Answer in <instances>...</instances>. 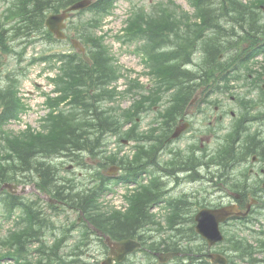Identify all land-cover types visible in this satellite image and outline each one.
<instances>
[{
  "label": "trees",
  "instance_id": "obj_1",
  "mask_svg": "<svg viewBox=\"0 0 264 264\" xmlns=\"http://www.w3.org/2000/svg\"><path fill=\"white\" fill-rule=\"evenodd\" d=\"M77 1L80 0H13L7 12L13 18L12 21L14 23L8 24L12 25V27L6 29L3 25H7V23L0 22V45L8 35L15 39L22 36L32 37L38 32L39 34L44 33L48 37H53L44 26L47 14L59 12ZM115 1L99 0L94 4L92 11H96L97 19L99 17L103 19L109 15ZM189 1L195 8L197 16L202 20L194 32L204 27L205 29H211L214 35H220L219 28L221 25H218L219 20L223 18L227 20V15H230L237 22L249 25L250 29L246 30V33L251 37L248 41L252 42V48L255 46L253 53L264 54V43H261L264 41V26L259 24V20L261 22L263 16L255 12L256 10H260L264 4L261 7H254L253 10H249L248 8L250 7L243 5L241 0ZM97 19L95 18L91 24L81 26L77 34V37L88 46L86 54L88 60H84L82 54L76 52L54 55L61 62L62 66L60 69L62 76L71 81V84L67 88L62 89L66 96L72 97L70 103L71 109H69L70 114L65 115L66 113L63 114L62 111L59 114H55L56 108L53 107L44 120L42 132L34 133L30 130L26 132L25 140L5 136V145L10 155H16V157H10L18 166H21L24 173L26 171L36 172L41 177L42 183L40 186H42V189L46 193L66 202L72 208L84 212L93 226L113 239H139L154 252H182L186 254V258L188 257L190 264H210L205 258V260L200 262V254L207 248V245L200 241L201 239L194 230V226L192 225L193 212L187 206L188 202L180 200L179 202L170 204L172 212L170 219L172 234L169 236L170 239L161 238L158 243L151 242V236L147 233L152 227L157 226V228L162 230L160 224L155 221V215L150 212L151 208L158 204L163 197L164 184L160 179H155L149 187H145L132 200L129 213L121 214L113 212L104 214L100 212L98 200L111 178L95 172L91 177L92 181L96 183L95 188L93 187L90 190L81 192L80 190H75L77 187L75 179L69 177L62 178L60 176V168L53 162L57 157H65L73 161L76 160L78 164L82 165L79 162L81 154L87 152L92 157H96L100 154L99 151L108 136L122 133L123 122L121 116L114 115L108 109L100 111L97 107L99 99H103L98 92L100 93L101 91L104 95L112 96L114 92L109 91L106 86L115 82L119 75L116 66L112 63L108 46L104 45L105 43L102 38L97 39L94 35L95 31L92 30L99 27ZM173 19L171 16H166L153 22L154 24H148L145 29H141V27L139 29L135 28V31L132 29L131 33L133 31L134 33L129 37L130 39H137L144 36L152 43H158L165 36L167 30L178 34V23L173 21ZM232 30H234V27ZM226 35V42L224 41L223 43L218 42L219 37H213L214 41L211 47L215 48L216 53L214 56L209 55L206 66L203 68V73L201 74L185 71L181 67L180 62L184 61L187 56L186 47L188 45H185V47L181 45V50L175 53H163L157 59L159 66L163 67L162 78L164 79V83L174 87V89H177L181 93L182 91L185 93L184 96L182 95L183 103L176 106L173 115L176 116L180 112V109L189 98V94L194 91L195 81H204L207 77H212L214 71H218L221 67V63L218 60L220 55L230 52L228 49L235 51L236 39L231 34ZM1 100L0 133L6 135L2 128L6 125L7 121L18 118L20 104L13 91L10 94H5V97H1ZM127 137L140 141L135 128L128 132ZM142 152L137 153L133 160L119 159L116 155L105 156L104 165L118 164L126 171V174L120 178L134 179L132 177L137 176L147 167L156 163L157 149L155 150L151 146L144 148ZM261 153L264 156V149L261 150ZM236 155L234 149L229 150L222 157L213 161L214 164L222 166L224 177H227L229 166ZM189 164H195V162L190 161ZM4 169L0 171V185L11 180L13 177L4 172ZM60 178L64 181L61 182ZM36 179H38L37 175L34 180ZM15 205H21L26 210L30 208L24 204ZM188 205L191 206L190 204ZM31 209L33 210L34 208L32 207ZM27 213L30 230L23 231L15 238L7 237L2 242L5 246H12L16 249L17 257L15 259L17 263L19 260H22V263L19 264H91L85 262V252L79 247L76 248V252H74L75 258L73 259L70 258L71 255L62 252L63 244L68 238L56 239L55 243L52 244L53 246H47V243L44 244L43 239L39 238V236L40 230L43 228L41 225L47 226V222L35 211L34 213L33 211H27ZM188 217L191 218L188 219ZM34 223L41 225L36 229ZM26 235L31 238H27ZM36 242H40V246L36 250L40 258L36 262L28 261L26 258L29 253L27 246L30 247V245H34ZM81 244L86 245V239H83ZM230 244L232 246L231 250L235 253L248 254L252 252L244 239H238L235 242H230ZM31 253L32 251L30 252V256ZM7 256L5 255L3 258ZM9 256L15 257L13 255Z\"/></svg>",
  "mask_w": 264,
  "mask_h": 264
},
{
  "label": "rangeland",
  "instance_id": "obj_2",
  "mask_svg": "<svg viewBox=\"0 0 264 264\" xmlns=\"http://www.w3.org/2000/svg\"><path fill=\"white\" fill-rule=\"evenodd\" d=\"M8 1L9 0H0V18H4L3 20L6 22L7 19L12 20V18L9 16L10 14L6 11L9 7L7 6ZM172 1H174L175 4H173ZM253 1L257 2L260 0H246L245 2L252 3ZM140 11L143 16H173V21L178 23V34L172 35L171 45H175L176 41H182L188 30L193 31L196 20L194 9L187 0H120L114 5L112 15L105 17L103 22H100L102 24H99L100 26L95 36L96 38L103 37L105 44L110 48L115 65L119 67L121 72V78L114 84V87L118 88V91H115L118 97L114 102L109 100L103 101L102 106L105 108H113L117 110L118 113L122 112V110L124 113L127 111L131 114L134 113L135 116L133 118L137 121L136 124L139 125V131L147 132L155 128L152 126V124L156 123L158 119V116L153 114L156 107L168 106L171 99L173 98V90L161 83L156 85L155 81L153 80V75H151V73L155 72V69H151L146 63V57L144 55V51L149 48L151 43H149L145 37H140L135 42H128V37L124 40H118L117 36L121 35L122 31L127 26H132V22L137 18L136 13L139 14ZM4 12L7 16H2ZM94 17L95 13L93 12H84L80 15V17H74L72 20L75 22V25H70L71 21L69 22L66 31L68 37L62 42H54L45 35L36 34L31 39L18 38L14 40L8 38L7 46L3 48L0 47V88L8 87L11 84V79H14L15 81L13 82L17 86L18 96L22 101V109L18 114V120L11 121L10 124L5 127L7 132L19 135L22 133V131L26 132L28 129L37 131L40 130L42 126V118L45 117L48 112L46 100L52 96H58L55 90H62L64 86L68 87L71 84V81L64 78V76L61 78L64 79L65 82L55 83V81H57L55 77L59 73V70L57 69L59 67V63L55 62V58L52 57H54V54L56 53L73 52L72 49L75 48L71 42V39H78V32L76 31L80 29L82 25L87 24L90 20H93ZM222 24L224 26L222 29L223 35L229 33L226 25H236L235 22L224 19H222ZM260 25L264 26V17L261 20ZM246 35V33L234 34V37L237 40L235 45L236 48L238 46H242L244 48L245 46L249 45L248 43L241 42V40ZM205 36L206 33L203 38L199 39V41H192V44H195V47L191 51V66H193L192 68L195 70H200V66L203 64V49L201 44L207 39ZM225 38H227V35H225ZM261 43H264V41ZM84 44L88 48L86 43ZM84 53H86V50ZM82 57L84 60H88L87 56ZM256 60L257 59H253L251 63L249 62V64L252 67L261 69L262 64L259 63V60ZM158 76H160L159 73ZM234 81L235 80H232L229 86H227L226 82H220L217 84L221 87L219 90H228L233 85L235 88L229 92V94L223 93L219 95H212V98L208 99L210 108H208L206 112L202 111L205 106L200 107V102L196 107L190 110L192 114L196 113L197 110L202 112L201 118L205 122L203 121L200 126L206 125L209 128L206 134H202L200 132L197 134L198 141L196 145V151L198 148L199 152L205 151L207 148L212 151L218 150L220 148V145L218 144L219 140L216 139V133H223L221 131L222 127L215 125V115L211 113L216 106H221L224 104L227 107H231V110L234 112L239 113V109L243 106V102L251 101L257 111H264V96L257 89L256 79L250 81L249 84H243L242 81ZM217 85H213V88ZM209 88L212 89V87ZM162 91L163 95L160 101L156 98V96L158 92ZM234 96L237 97V103H232L231 101L233 100ZM147 97H150L148 99H155V102L146 103V109L149 110L150 113L142 116V112L140 114L138 106L139 103H141L143 99H147ZM70 108L71 105L65 107L63 109V114H70ZM231 118V115H228L229 121H231ZM228 120H225L224 126L231 128L234 121L229 122ZM257 126L263 127L262 123H259ZM161 133L162 131L157 132V134ZM223 135L224 133L222 136ZM107 143V146L104 147L103 150H107L108 154L119 153L121 150H123L122 146L125 145H122L119 136L111 138L107 137ZM188 145L189 144H187L185 137L183 140H180L178 143L173 145V147L177 149H185ZM135 147L136 146H134V144H130V146H128V148ZM132 153L133 150L131 149L128 154ZM168 158L169 155L164 156L165 160ZM91 163L96 164L97 162L93 161ZM71 164L77 166L76 163L69 161L67 163V168ZM74 172L83 174L86 173L85 170L81 168L78 169V172L77 168H75ZM121 174H123V172L119 171L118 175ZM162 174L163 173H161V175ZM67 175V172L62 173V176ZM158 175H160V173ZM162 176H164L165 181L167 182L169 190L168 197L188 192L190 193L189 197L193 200L201 202L203 201V203H196L197 205L194 206L193 210L195 211V214L198 210L204 207L205 204L216 203L218 202V198L225 196V193L215 192V188H211V185L207 184L209 182L207 177H204V180L202 181L189 183L187 181L190 178L187 180L185 176H181L178 177L180 180H182L181 183L179 179L174 177L164 174ZM112 182L111 183L114 187L116 182ZM78 183L83 188L85 186L84 177H79ZM214 186H217V184L215 183ZM23 189L26 190L25 193H23ZM21 194L24 195L26 199H31V201L33 199L35 200L36 198H39V200L41 199L43 203V201L46 202L47 199V196L45 197V194L40 193L34 185H28V188L21 187ZM116 197L117 193L109 196V199L106 195L103 199V202L108 204L109 207H113L112 203H114L113 201H116ZM205 200L207 202H205ZM42 206V210L45 212L44 216H51L52 220L49 222L55 225L52 230L45 232L46 237L42 239L44 244L47 243V246H53L52 244L55 243L56 239L62 238L65 231L72 228V225L79 218V214L71 210H67V212L59 215V207L53 208L51 206ZM155 211L157 214L161 215V220L165 222V219L169 213L167 206L161 205V207H157ZM254 220L255 222L253 221L254 223H250L248 226H227L225 233L228 237H232V234H235L250 240L251 243H255L257 238H264L261 235V232H264V214L262 216H256ZM27 226H29L27 219L21 216V213L18 209L16 213H13L11 218H7L5 208L3 206L0 207V256L6 254L14 255L16 253L15 248L5 246L4 243H2L5 240L4 237L13 238L12 231L14 229L16 231H23V229H26ZM79 233V229L74 230L72 233L69 232V240L62 248V252L64 254L73 255L71 258L75 257L74 252L76 250V245L82 239ZM152 234L157 233L154 232ZM91 241L92 244L89 243L88 247L83 248V250L86 251L87 258L91 261H97L100 263L107 260L109 255L106 253V250L103 247L104 244L100 238H91ZM33 248H29L27 246V251L31 252ZM258 258L264 259V255H260ZM35 260L37 259H34V261ZM144 261L145 259H143V253H141L138 256H133L126 264H142ZM179 263L180 261L174 259L172 264Z\"/></svg>",
  "mask_w": 264,
  "mask_h": 264
},
{
  "label": "water",
  "instance_id": "obj_3",
  "mask_svg": "<svg viewBox=\"0 0 264 264\" xmlns=\"http://www.w3.org/2000/svg\"><path fill=\"white\" fill-rule=\"evenodd\" d=\"M90 3V1H82L69 8L66 12H64V14L51 16L47 22L51 31L57 33L59 38H63L61 28L65 27L63 21L69 17L68 12L84 9L88 7ZM176 136L177 134L175 135V137ZM235 215H241V212L235 206L223 207L217 210L204 209L200 211V213L196 217V221L198 222L197 231L212 246L224 239L219 229L220 223ZM107 243L112 249V254L115 253V249H118L119 253L114 257L111 256L104 264H112L113 260L121 262L129 253L136 251L141 246L140 243L132 240H125L116 243L111 241L110 238H107ZM175 255L176 254H168V257L171 258ZM212 258L214 264H227V260L220 255H214L212 256Z\"/></svg>",
  "mask_w": 264,
  "mask_h": 264
},
{
  "label": "flooded vegetation",
  "instance_id": "obj_4",
  "mask_svg": "<svg viewBox=\"0 0 264 264\" xmlns=\"http://www.w3.org/2000/svg\"><path fill=\"white\" fill-rule=\"evenodd\" d=\"M181 121H183V119H181ZM249 166H250V169H249L250 177L251 176L254 177L251 180V182H253L254 184H259L262 181V178L264 176V161L262 160V158L260 156L254 157L253 161L251 162V164ZM249 189H252V187H249ZM231 194H233V193H231ZM235 199L237 201L241 200L242 196L241 197L237 196V197H235ZM242 201H244V199H242ZM244 203H242V204H244Z\"/></svg>",
  "mask_w": 264,
  "mask_h": 264
}]
</instances>
